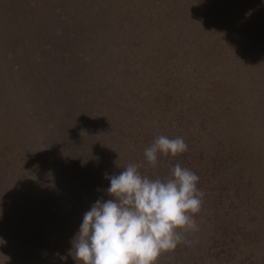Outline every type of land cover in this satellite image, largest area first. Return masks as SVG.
Instances as JSON below:
<instances>
[{
  "label": "trees",
  "instance_id": "16d2710c",
  "mask_svg": "<svg viewBox=\"0 0 264 264\" xmlns=\"http://www.w3.org/2000/svg\"><path fill=\"white\" fill-rule=\"evenodd\" d=\"M34 2L56 18L57 68L71 75L64 93L82 113L79 140L91 141L97 121L117 143L67 164L76 173L86 165V193L101 199L94 185L106 192V175L128 164L151 179L180 164L204 193L199 230L158 264H264V0ZM45 109L68 114L60 102ZM161 135L182 137L188 150L152 166L144 150ZM59 256L77 264L66 250Z\"/></svg>",
  "mask_w": 264,
  "mask_h": 264
},
{
  "label": "rangeland",
  "instance_id": "374dc122",
  "mask_svg": "<svg viewBox=\"0 0 264 264\" xmlns=\"http://www.w3.org/2000/svg\"><path fill=\"white\" fill-rule=\"evenodd\" d=\"M25 1L0 0V264H69L59 253L70 255L83 215L97 199L85 191L86 165L76 173L67 164L86 159L81 153L93 145L117 143L97 121L95 131L89 126L91 141L79 140L81 110L64 93L71 75L57 68L56 18L30 4L35 0ZM54 102L68 111L62 119L45 109ZM94 186L101 199L111 198Z\"/></svg>",
  "mask_w": 264,
  "mask_h": 264
},
{
  "label": "clouds",
  "instance_id": "9594fccd",
  "mask_svg": "<svg viewBox=\"0 0 264 264\" xmlns=\"http://www.w3.org/2000/svg\"><path fill=\"white\" fill-rule=\"evenodd\" d=\"M187 150L182 137L161 135L144 156L155 166L158 155ZM141 166L128 164L119 174L106 175L111 198L97 200L84 213L72 241L77 264H158L162 254L189 242L187 233L199 230L195 216L204 193L198 175L176 164L167 177L151 179L141 175Z\"/></svg>",
  "mask_w": 264,
  "mask_h": 264
}]
</instances>
